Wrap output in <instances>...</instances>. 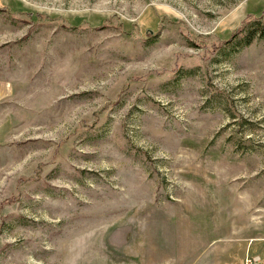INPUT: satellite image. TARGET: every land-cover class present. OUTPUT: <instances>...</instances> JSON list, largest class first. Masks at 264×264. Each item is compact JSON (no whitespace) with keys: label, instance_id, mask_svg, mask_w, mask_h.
Here are the masks:
<instances>
[{"label":"rangeland","instance_id":"rangeland-1","mask_svg":"<svg viewBox=\"0 0 264 264\" xmlns=\"http://www.w3.org/2000/svg\"><path fill=\"white\" fill-rule=\"evenodd\" d=\"M0 264H264V0H0Z\"/></svg>","mask_w":264,"mask_h":264},{"label":"trees","instance_id":"trees-1","mask_svg":"<svg viewBox=\"0 0 264 264\" xmlns=\"http://www.w3.org/2000/svg\"><path fill=\"white\" fill-rule=\"evenodd\" d=\"M251 21L252 20H250V19L246 20L235 31L231 32L228 36V39L223 40L220 43V47L225 46L227 44H233V45H238V46L248 44L251 41V39L253 38V34H251L252 29H250V27H248Z\"/></svg>","mask_w":264,"mask_h":264}]
</instances>
